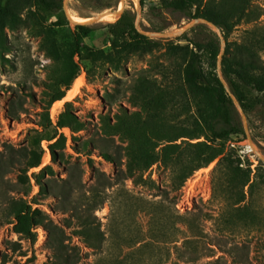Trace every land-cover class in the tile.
Masks as SVG:
<instances>
[{"label": "rangeland", "instance_id": "374dc122", "mask_svg": "<svg viewBox=\"0 0 264 264\" xmlns=\"http://www.w3.org/2000/svg\"><path fill=\"white\" fill-rule=\"evenodd\" d=\"M204 5L235 23L229 36L221 30L225 44L200 22L186 38L125 50L111 45L113 8L67 0L78 20L105 14L85 39L104 53L77 58L67 90L62 52L75 24H55L65 9L0 0V264H65L72 248L79 264H264V94L247 89L250 136L214 138L207 97L185 80L188 50L176 48L217 42L222 59L264 78V0ZM137 7L126 0L125 10ZM194 20L159 0L140 10L145 32ZM222 59L217 73L236 97ZM238 118L245 129L239 109Z\"/></svg>", "mask_w": 264, "mask_h": 264}, {"label": "trees", "instance_id": "16d2710c", "mask_svg": "<svg viewBox=\"0 0 264 264\" xmlns=\"http://www.w3.org/2000/svg\"><path fill=\"white\" fill-rule=\"evenodd\" d=\"M39 6H43L52 13L63 11L65 0H34ZM96 5L101 7L102 11L113 8L116 0H93ZM172 0H159V4L163 9L171 11H180L185 14L187 18H206L215 22L223 31L225 36H229L235 26V23L222 19V15L214 8H209L204 5V0H188L191 6L187 4H172ZM142 6L145 0H141ZM136 13L126 9L125 12L117 18L115 22L108 25V33L111 37L112 47H119L125 50H137L140 47L151 46L156 40L146 35L144 31L148 29L144 26L143 22L140 27L136 26ZM67 16L62 15L56 22V25L64 26L68 24ZM158 31L163 29H157ZM95 31V27L91 24L75 25L71 34V41L68 49L63 51L62 54L69 62V74L63 80L67 90H70L74 81L79 76L81 66L77 58H82L85 55L93 52V58H96V53L103 54L102 50L96 52L94 48L85 44V39ZM184 34L183 38H186ZM177 49H187L189 59L186 64L184 73L187 83L197 86L202 89L208 100V109L205 122L209 125L214 138L225 140L234 134H246L241 122L238 118V109L229 95L221 77L217 73V64L221 47L217 42L209 41L206 43L177 45ZM208 58L209 68H205L204 60ZM242 68V67H241ZM222 71L224 77L229 83L233 93L241 103L244 109L247 108L248 96L247 89L250 87L259 94H264V78L257 77L251 73L245 72L234 66L229 58L224 55L222 59ZM64 95L59 96L62 99ZM56 100V98H55ZM59 133V129L56 130ZM48 139L49 141L54 139ZM220 149L212 156V160L219 157L223 152ZM30 165L34 167L41 165V158H38ZM64 245V241H60L59 247ZM59 252V251H58ZM60 259L64 258V254L60 253ZM79 253L76 248L71 249V255H65V264H79Z\"/></svg>", "mask_w": 264, "mask_h": 264}, {"label": "water", "instance_id": "95a60500", "mask_svg": "<svg viewBox=\"0 0 264 264\" xmlns=\"http://www.w3.org/2000/svg\"><path fill=\"white\" fill-rule=\"evenodd\" d=\"M141 7H142V3H141V0H138V7H137V19H136V26L137 27H140V10H141ZM64 9L66 11V16L68 18V20L75 24V25H79V24H95L99 21H101V19L105 16V14H109V13H113L117 16V18L119 16H121L124 12H125V8H123L122 10L121 9H113V10H108L105 12V14H100L98 16H95V17H92L90 18L87 22H82V21H78V20H75L72 15L67 11V0H65V3H64ZM200 22H205L213 27H215L216 29L219 30L221 36H222V29L213 21L209 20V19H205V18H196L193 22L187 24L186 26H184L183 28L179 29V30H173V31H163V32H145L144 33L150 37H174V36H182L186 31H188L189 29H191L192 27H194L196 24L200 23ZM222 42L223 44H225V41L223 39V36H222ZM223 54V52H222ZM222 54L220 55L219 57V60H220V69H221V59H222ZM225 87L227 88V90L229 91V94L230 96L233 98V101L234 103L236 104L237 108L239 109L242 117H243V120H244V124H245V131L246 133L249 135V128H248V125H247V117H246V114H245V110L243 108V106L241 105V103L239 102V100L231 93V91L229 90V87H228V84L226 83L225 80H222ZM251 142V146L252 148L258 152L252 142V140L250 141ZM259 156L261 158H263L264 160V156H262L259 152H258Z\"/></svg>", "mask_w": 264, "mask_h": 264}, {"label": "bare ground", "instance_id": "6f19581e", "mask_svg": "<svg viewBox=\"0 0 264 264\" xmlns=\"http://www.w3.org/2000/svg\"><path fill=\"white\" fill-rule=\"evenodd\" d=\"M125 6H126V0H121L120 1V5H119V9H123V8H125ZM111 15H113V13H109V15L108 16H111ZM115 15V14H114ZM74 19L75 20H78V18H76V17H74ZM82 20H84V22H87L89 19H81V20H78V21H82ZM83 22V21H82Z\"/></svg>", "mask_w": 264, "mask_h": 264}]
</instances>
